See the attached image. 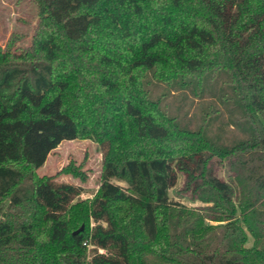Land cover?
Instances as JSON below:
<instances>
[{
    "label": "trees",
    "instance_id": "obj_1",
    "mask_svg": "<svg viewBox=\"0 0 264 264\" xmlns=\"http://www.w3.org/2000/svg\"><path fill=\"white\" fill-rule=\"evenodd\" d=\"M30 1L0 48V264H264V0ZM75 139L102 152L83 200L73 166L37 174Z\"/></svg>",
    "mask_w": 264,
    "mask_h": 264
},
{
    "label": "rangeland",
    "instance_id": "obj_2",
    "mask_svg": "<svg viewBox=\"0 0 264 264\" xmlns=\"http://www.w3.org/2000/svg\"><path fill=\"white\" fill-rule=\"evenodd\" d=\"M37 8L30 0H0V48H5L9 40L16 39L13 50L19 52L31 44V39L36 27ZM156 92H161L157 89ZM178 95L175 94L174 96ZM183 100L179 109L180 114L186 112V117L192 119V126L196 122L197 116L201 113V104L197 100L191 103V96ZM178 99L167 97V107L173 113H178ZM201 106V107H200ZM195 118V120H194ZM74 167L80 176L72 173H61L55 177L58 182H66L79 186L82 193L78 200L91 198L97 191L100 184V174L102 167V152L100 146L88 139H75L61 142L46 158L44 164L37 169L39 176H55L64 167ZM209 168L219 177H224L228 172L225 161H213ZM83 177V178H82ZM182 177L179 176L178 183L169 191L171 200L180 202L187 207H197L200 203L191 202L182 197L181 194ZM125 186L124 183H119ZM184 196V195H183ZM3 208V206H2ZM1 210V208H0ZM251 245V239L247 246Z\"/></svg>",
    "mask_w": 264,
    "mask_h": 264
},
{
    "label": "water",
    "instance_id": "obj_3",
    "mask_svg": "<svg viewBox=\"0 0 264 264\" xmlns=\"http://www.w3.org/2000/svg\"><path fill=\"white\" fill-rule=\"evenodd\" d=\"M83 230V225H81L78 229H76L74 232H73V235H76L78 234L80 231Z\"/></svg>",
    "mask_w": 264,
    "mask_h": 264
}]
</instances>
